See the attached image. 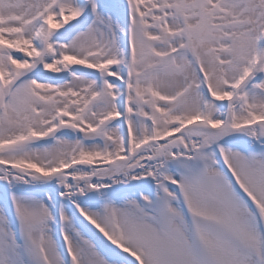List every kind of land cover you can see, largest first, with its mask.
Returning <instances> with one entry per match:
<instances>
[{
  "label": "snow or ice",
  "instance_id": "obj_1",
  "mask_svg": "<svg viewBox=\"0 0 264 264\" xmlns=\"http://www.w3.org/2000/svg\"><path fill=\"white\" fill-rule=\"evenodd\" d=\"M0 264H264V0H0Z\"/></svg>",
  "mask_w": 264,
  "mask_h": 264
}]
</instances>
